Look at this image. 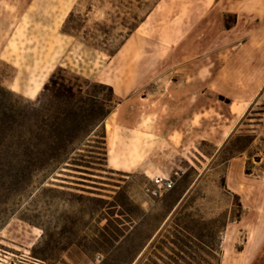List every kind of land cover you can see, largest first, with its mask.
<instances>
[{
  "label": "rangeland",
  "instance_id": "rangeland-1",
  "mask_svg": "<svg viewBox=\"0 0 264 264\" xmlns=\"http://www.w3.org/2000/svg\"><path fill=\"white\" fill-rule=\"evenodd\" d=\"M192 1L0 0V86L25 100L49 103L56 87L49 80L55 72L57 81L73 86L77 102L90 108V120L74 128L73 146L78 152L71 167L45 179L0 177V229L10 220L37 228L29 264H38L37 260L42 264H235L222 256L225 227L229 224L235 234L232 249L242 250L256 216L250 209L259 199L255 192L241 197L231 190L235 175L232 171L226 177L227 158L246 148L244 176L263 175L264 128L253 125L264 118V96L221 144L199 139L170 146L179 141V135L172 133L168 146L167 135L162 141L151 130L141 141L140 152L137 135L133 149L119 150L123 157L139 159L145 151L150 161H167L171 170L167 168L165 174L179 170L173 187L160 196L145 193L151 176L144 172L106 167L101 119L114 103L131 97L125 102L124 121L137 122L141 110L145 116L140 121L151 123L152 95L184 78L186 43L200 45L202 32L203 37L212 33L211 42L220 43L224 27L236 20L234 14L221 10L211 21L194 23L187 39L185 9ZM137 35L142 38L128 46ZM114 82L122 86L115 87ZM45 83L49 87L41 91ZM109 86L123 95L113 91L110 100ZM143 96L150 100H140ZM220 96L228 99L216 98ZM168 104L162 103V109L167 111ZM113 119L107 118L108 132ZM117 126L114 131L120 133ZM257 127L259 131H252ZM116 136L120 140L121 135ZM47 167L46 171L53 165ZM242 185L257 194L263 187L261 182L248 187L242 181ZM10 228L9 236L16 230L18 242L19 226ZM5 239L0 234V256L7 255L2 263L20 264L24 251L9 247L15 246ZM47 245L50 248L45 250Z\"/></svg>",
  "mask_w": 264,
  "mask_h": 264
},
{
  "label": "crops",
  "instance_id": "crops-1",
  "mask_svg": "<svg viewBox=\"0 0 264 264\" xmlns=\"http://www.w3.org/2000/svg\"><path fill=\"white\" fill-rule=\"evenodd\" d=\"M220 11L234 14L236 17L234 24L224 27L223 35L219 38L222 39L220 43L211 42L212 33L203 37V32L200 34L202 37L200 45L191 47L188 42L186 43L184 47V78L172 81L169 89H166L164 93L152 95L151 100L155 105L151 123L140 121L145 116L141 110L137 111V122L124 121L125 111H128V105L125 102L132 100L131 97L121 100L105 117L104 144L107 168L127 172L142 171L147 176H151L150 179L155 175L162 174L169 168L167 161L162 159H159L158 162L150 161L147 158V153H144L145 151L139 155L141 157L139 159L123 157L120 156L119 150L133 149L132 146L137 135L139 139L136 149L140 152L141 141L146 138V135H150L151 130L162 141L161 137L167 135L164 138L167 144L170 142L169 137L172 133L178 134L179 141L170 146L180 147L183 142L187 141L194 144L199 139H208L216 144L221 137L226 135V139L230 133L240 127L241 119L246 111L253 108L252 105L257 104L264 96V0H193L185 9V22L190 26L185 32L187 39L189 38L188 32L194 23L199 21L202 23L206 19L211 21L212 18L218 16ZM251 22H256V24ZM247 23L248 26H246ZM136 38L142 37L137 35L127 45L129 46ZM189 55L192 56L189 57ZM119 86L122 85L119 84ZM230 87L233 89L230 90ZM113 91L119 96L123 95L118 94L116 88H113ZM219 95L226 96L229 102L216 98ZM134 100L136 101L137 98ZM140 100L148 101L150 97L143 96ZM166 102L169 103L167 111L162 109V103ZM209 111L214 112L211 117L207 115ZM109 116H114L113 122L112 120L109 122L110 132L106 130ZM115 124L121 128L120 133L114 131ZM253 126L264 128V118L262 123ZM252 131L257 132L259 128ZM117 134L121 135L120 140L116 136ZM162 152L166 155L164 150ZM159 153L158 155L161 157L162 154ZM243 153L241 152L228 160L226 177L229 178V174L234 171L232 172V175L235 176L231 190L241 197L245 196L247 191L255 192L259 203L253 209L251 208L250 212L256 214V219L259 213H264V173L259 178L245 177L243 171L248 158ZM168 170H171V167ZM228 178L226 179L228 180ZM242 181H245L248 187H253L252 184L261 182L263 187L258 190L259 194H257V191L243 187ZM6 225L9 233L10 227L19 226V241H16V230L13 229L12 237L6 235L5 241L15 246L14 250L24 251L21 256H24L25 259L20 261V264H29L27 258H30L28 253L33 239L30 225L27 227L25 223L21 225L20 221L17 224L12 220ZM250 229L253 231L254 240L250 256L246 261L248 264H264V221L255 224V220H252L249 231ZM246 242L243 249L236 252H243ZM221 249L224 257L223 247ZM5 257L7 255L1 254V264Z\"/></svg>",
  "mask_w": 264,
  "mask_h": 264
},
{
  "label": "trees",
  "instance_id": "trees-1",
  "mask_svg": "<svg viewBox=\"0 0 264 264\" xmlns=\"http://www.w3.org/2000/svg\"><path fill=\"white\" fill-rule=\"evenodd\" d=\"M55 77L54 72L49 83L56 87L52 89L50 102L45 104L39 98L37 102L25 100L0 86V177L16 181L34 176H41V179L51 175L57 177L58 171L74 164L78 152L73 146L76 140L74 128L90 120L87 113L90 108L77 102L72 85L59 82ZM48 87L45 83L41 91ZM109 87L112 100L114 93ZM119 102L114 103L101 121ZM49 165L53 167L46 171ZM35 245H32V251ZM47 246L45 250L50 248Z\"/></svg>",
  "mask_w": 264,
  "mask_h": 264
},
{
  "label": "bare ground",
  "instance_id": "bare-ground-1",
  "mask_svg": "<svg viewBox=\"0 0 264 264\" xmlns=\"http://www.w3.org/2000/svg\"><path fill=\"white\" fill-rule=\"evenodd\" d=\"M115 87H118L119 83L114 82ZM36 93V90H34L31 95L33 96ZM226 135L221 137L217 143L221 144L223 142V140L225 139ZM264 221V213H259V215L256 217L255 219V224H258L259 222H263ZM31 229L33 231V239L30 243L31 247L32 245L35 243L36 239L38 238V233H37V228H35L34 226H31ZM36 231V233H35ZM0 233L2 235V237H5L6 235H9V231L7 229V225L5 224L1 229H0ZM253 231L250 229L249 234H248V239L246 242V248L243 252H236L232 249V244H233V231L231 230L230 226L227 225L225 227L224 230V237H223V251H224V260H230L231 263H235V264H240L243 263L247 260V258L250 256V252L252 250L253 247ZM8 246V245H7ZM11 248H14L12 246H9ZM15 249V248H14ZM233 261V262H232ZM1 264V262H0Z\"/></svg>",
  "mask_w": 264,
  "mask_h": 264
},
{
  "label": "built area",
  "instance_id": "built-area-1",
  "mask_svg": "<svg viewBox=\"0 0 264 264\" xmlns=\"http://www.w3.org/2000/svg\"><path fill=\"white\" fill-rule=\"evenodd\" d=\"M179 170L176 169L170 174H158L151 178V186L144 188L145 193L151 197L160 196L163 192L170 190L174 183L175 179L179 177ZM100 255H96V259L99 260ZM38 264H42L39 260L36 261ZM40 262V263H39Z\"/></svg>",
  "mask_w": 264,
  "mask_h": 264
}]
</instances>
